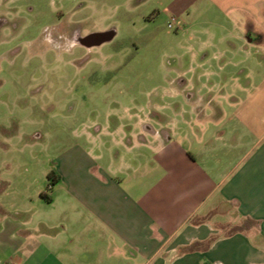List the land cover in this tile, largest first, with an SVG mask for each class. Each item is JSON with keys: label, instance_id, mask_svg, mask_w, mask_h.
<instances>
[{"label": "crops", "instance_id": "obj_1", "mask_svg": "<svg viewBox=\"0 0 264 264\" xmlns=\"http://www.w3.org/2000/svg\"><path fill=\"white\" fill-rule=\"evenodd\" d=\"M213 1L263 46L260 80L229 114L137 116L111 162L60 156L51 195L0 202V264H264V0Z\"/></svg>", "mask_w": 264, "mask_h": 264}, {"label": "rangeland", "instance_id": "obj_2", "mask_svg": "<svg viewBox=\"0 0 264 264\" xmlns=\"http://www.w3.org/2000/svg\"><path fill=\"white\" fill-rule=\"evenodd\" d=\"M234 17L213 0H0V202L51 195L72 149L111 162L137 116L187 110L188 96L232 112L263 51Z\"/></svg>", "mask_w": 264, "mask_h": 264}, {"label": "built area", "instance_id": "obj_3", "mask_svg": "<svg viewBox=\"0 0 264 264\" xmlns=\"http://www.w3.org/2000/svg\"><path fill=\"white\" fill-rule=\"evenodd\" d=\"M175 22H176L175 18H172L171 21L168 24V28H170V29L173 28Z\"/></svg>", "mask_w": 264, "mask_h": 264}, {"label": "trees", "instance_id": "obj_4", "mask_svg": "<svg viewBox=\"0 0 264 264\" xmlns=\"http://www.w3.org/2000/svg\"><path fill=\"white\" fill-rule=\"evenodd\" d=\"M50 177V176H49ZM44 196V195H43Z\"/></svg>", "mask_w": 264, "mask_h": 264}]
</instances>
